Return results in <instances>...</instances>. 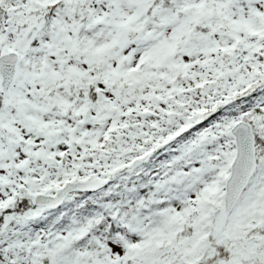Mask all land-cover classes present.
<instances>
[{"label":"snow or ice","instance_id":"snow-or-ice-1","mask_svg":"<svg viewBox=\"0 0 264 264\" xmlns=\"http://www.w3.org/2000/svg\"><path fill=\"white\" fill-rule=\"evenodd\" d=\"M0 264H264V0H0Z\"/></svg>","mask_w":264,"mask_h":264}]
</instances>
